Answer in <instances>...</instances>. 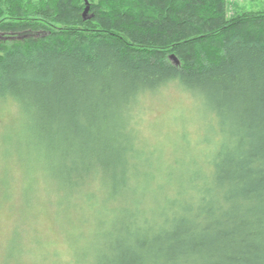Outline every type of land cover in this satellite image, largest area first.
Wrapping results in <instances>:
<instances>
[{"label": "clouds", "instance_id": "1", "mask_svg": "<svg viewBox=\"0 0 264 264\" xmlns=\"http://www.w3.org/2000/svg\"><path fill=\"white\" fill-rule=\"evenodd\" d=\"M210 66L5 46L0 264H264V79Z\"/></svg>", "mask_w": 264, "mask_h": 264}, {"label": "trees", "instance_id": "2", "mask_svg": "<svg viewBox=\"0 0 264 264\" xmlns=\"http://www.w3.org/2000/svg\"><path fill=\"white\" fill-rule=\"evenodd\" d=\"M83 1L0 0V31L27 33L0 40V51L55 39L69 47L88 43L146 68L166 56L176 67L210 62L205 76L246 67L250 79H264V13L231 18L228 0H99L95 16L83 19ZM258 98L264 101V88Z\"/></svg>", "mask_w": 264, "mask_h": 264}, {"label": "rangeland", "instance_id": "3", "mask_svg": "<svg viewBox=\"0 0 264 264\" xmlns=\"http://www.w3.org/2000/svg\"><path fill=\"white\" fill-rule=\"evenodd\" d=\"M90 2V11L89 14H94L95 11L92 10L93 3L99 2V0H89ZM84 5L85 2L83 1ZM85 9V6H84ZM83 9V11H84ZM83 13V12H82ZM248 13H264V0H228V16L231 18L243 16ZM1 22V17H0ZM41 31H37V34H40ZM27 33H6L4 31H0V40L6 41L7 39L12 40L14 38L23 39Z\"/></svg>", "mask_w": 264, "mask_h": 264}, {"label": "water", "instance_id": "4", "mask_svg": "<svg viewBox=\"0 0 264 264\" xmlns=\"http://www.w3.org/2000/svg\"><path fill=\"white\" fill-rule=\"evenodd\" d=\"M85 2V9L82 13V16H83V19H90L92 17H94V14H89V11H90V2L89 0H84ZM170 58L172 59V61L175 63V64H179V59L176 57V55L174 54H171Z\"/></svg>", "mask_w": 264, "mask_h": 264}]
</instances>
